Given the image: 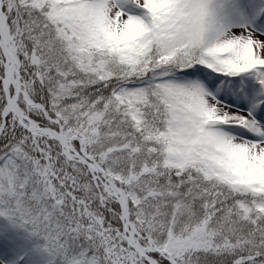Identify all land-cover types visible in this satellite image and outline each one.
Wrapping results in <instances>:
<instances>
[{"label": "snow or ice", "instance_id": "obj_1", "mask_svg": "<svg viewBox=\"0 0 264 264\" xmlns=\"http://www.w3.org/2000/svg\"><path fill=\"white\" fill-rule=\"evenodd\" d=\"M0 264H264V0H0Z\"/></svg>", "mask_w": 264, "mask_h": 264}]
</instances>
